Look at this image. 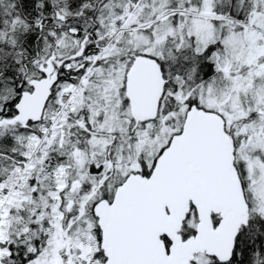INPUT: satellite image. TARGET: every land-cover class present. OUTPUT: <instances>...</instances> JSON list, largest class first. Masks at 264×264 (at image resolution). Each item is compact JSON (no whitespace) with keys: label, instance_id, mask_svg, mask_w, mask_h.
I'll return each instance as SVG.
<instances>
[{"label":"snow or ice","instance_id":"obj_1","mask_svg":"<svg viewBox=\"0 0 264 264\" xmlns=\"http://www.w3.org/2000/svg\"><path fill=\"white\" fill-rule=\"evenodd\" d=\"M0 264H264V0H0Z\"/></svg>","mask_w":264,"mask_h":264}]
</instances>
